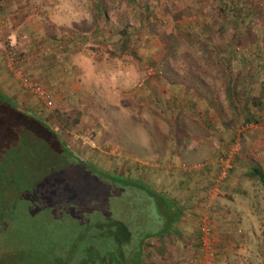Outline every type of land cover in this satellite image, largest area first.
I'll return each instance as SVG.
<instances>
[{
	"label": "rangeland",
	"instance_id": "374dc122",
	"mask_svg": "<svg viewBox=\"0 0 264 264\" xmlns=\"http://www.w3.org/2000/svg\"><path fill=\"white\" fill-rule=\"evenodd\" d=\"M103 7L106 16L96 36L84 41L97 54L103 74L97 84L85 77L93 88L91 102L78 106L60 84L74 78L72 89L78 90L82 76L64 72L60 60L56 73L64 82L58 83L55 73L36 66L60 57L78 30L80 37L88 35L97 14L94 0H0V116L34 133L22 136L26 144L20 145L21 153L15 151L23 156L15 167L25 178L23 217L9 243L21 242L23 253L45 258L56 249L74 253L88 244L131 255L137 240L119 246L116 240L125 233L114 237L109 229L112 221H120L132 233L167 234L144 246L149 264H203L201 225L207 213L215 264H264V188L259 182L260 239L247 237L241 245L239 232L226 237L218 225L219 201L238 186L251 163L264 167V109L253 102L252 110L262 119L245 125L242 95L235 115L226 96L227 70L213 48L233 42L250 55L248 67L233 61V74L240 75L242 89L258 77L252 93H264V0H105ZM238 16L245 22L236 25ZM40 21L45 33L34 30ZM50 23L57 24L61 38H70L57 51L44 37L54 28ZM124 29L131 37L121 52ZM12 67L46 88L50 101L25 87ZM124 79L130 81L126 88ZM17 107L21 113L9 109ZM25 145L29 156L23 155ZM248 157L250 163H243ZM225 164L231 168L222 179ZM169 206L182 209L180 219L170 221L172 229L163 218Z\"/></svg>",
	"mask_w": 264,
	"mask_h": 264
},
{
	"label": "crops",
	"instance_id": "0c3cea01",
	"mask_svg": "<svg viewBox=\"0 0 264 264\" xmlns=\"http://www.w3.org/2000/svg\"><path fill=\"white\" fill-rule=\"evenodd\" d=\"M36 20H41V19L38 17ZM52 20L56 22L55 19ZM50 24H52L54 28L50 30L49 33L50 36L45 34L44 37L46 38V40L48 38L52 40L50 44L54 46V51H57L56 49H59V47L60 48L63 47L60 46L63 45L61 42H64L63 40L65 39L70 40V38H66L65 36L61 38L62 33H60V31L58 30L57 24L56 23H50ZM43 27L44 25L42 22L40 24L35 25L34 30L40 33H45L46 29ZM97 31L98 30L96 26H94V28L91 31H88L89 36L87 34H83V37H80L79 36L80 31L78 30L79 32L77 33L78 36H75L76 38L74 37L73 40L68 41L69 44H65L63 53L61 55L59 54L60 57L48 58L47 62H49V64L47 65L41 64L36 66V68L39 69L40 72L46 71L45 72L46 74L48 72L53 74L55 73L57 78L56 82L61 83L60 81L64 82L63 77L59 76L56 73L58 72V69L60 67L58 66L59 65L58 63L61 60L62 63L60 64H64L67 67L65 70H63L64 72L68 71L69 75L74 74V77L80 75L84 78V80L82 79L81 83H79L78 86L75 87V89L78 87V90L72 89L71 83L74 81V78L73 79L70 78L68 82L65 80V83L60 84V86L62 87L64 86L67 89V90L65 89V92H68L69 94L66 96L68 100L74 101L76 103L74 104L73 102L74 105L84 106L86 104V101L87 100L90 101L91 99L90 94H92L91 92L92 90L90 89L93 88L91 86H89L88 88V82H86L85 77L91 78L90 82L97 84L96 81L99 79L98 77H100L103 74L100 69V63L98 64L99 61L96 59L97 54L94 51L88 50L87 43L84 42L87 38L89 39H91L90 37L94 38V36H96L95 34H97ZM82 39L84 40L82 41ZM129 83L130 81H127L126 79H124L122 82L125 88L126 86L129 85ZM52 86L55 89L59 88L58 86H55V84H52ZM93 94L95 97L94 98L95 102H97L99 98H97L98 96H96V91H94ZM107 98H111L110 95ZM123 109H125V107H123ZM249 159H250L249 157L244 159L243 163L249 164L250 163ZM257 164L262 166L260 162H257ZM252 166H255V164L253 165L251 163V165L248 167V169H246V171L242 175V179L240 177V179L238 180V186H234L232 188L230 187L231 189L229 188L230 190L228 193L229 196L227 198H223V200L221 199V201H219L218 204L219 227L222 226L226 229V231L223 232V234L226 237H228L230 234L232 236H236L235 235L236 232H239L241 245H245V242H243V240H247V237L253 239L256 236L258 240L260 239L259 226H261L262 221L258 216L259 194L257 191V184L259 181L248 175V170ZM235 230L236 232L234 233L233 231Z\"/></svg>",
	"mask_w": 264,
	"mask_h": 264
},
{
	"label": "flooded vegetation",
	"instance_id": "af4514ba",
	"mask_svg": "<svg viewBox=\"0 0 264 264\" xmlns=\"http://www.w3.org/2000/svg\"><path fill=\"white\" fill-rule=\"evenodd\" d=\"M2 103L4 102L0 94V104ZM9 109L21 113L20 107ZM30 118H34L33 115ZM24 135L25 138L31 135L33 137L34 133L24 124L5 121L0 116V264H46V261H48L47 264H149L146 259L138 263L134 255L121 253L118 249L102 252L92 244L85 245L74 253L65 249H56L50 254V257L45 258L36 255V252L31 255L23 253L21 242L9 243L11 233L13 234L19 229L23 217L21 198L23 180L25 179L23 178L24 172L19 173L18 170H15L23 156L16 154L15 151L21 153V138ZM13 151L15 155L11 156ZM37 191L40 190L37 188ZM95 225H97L98 233L101 234V225L99 223ZM4 249L11 250V253L4 254Z\"/></svg>",
	"mask_w": 264,
	"mask_h": 264
},
{
	"label": "trees",
	"instance_id": "16d2710c",
	"mask_svg": "<svg viewBox=\"0 0 264 264\" xmlns=\"http://www.w3.org/2000/svg\"><path fill=\"white\" fill-rule=\"evenodd\" d=\"M104 2L105 0H94V4L97 8V14H96L94 26H96L97 30H99V26H100V23L102 22V19L105 18L106 16V11L104 10V7H103ZM245 18H246L245 16H238L236 20V25L244 23L246 20ZM126 30L127 29H124L120 33L122 36L121 37L122 38L121 52H125L128 49V44H129L130 37H131L129 36L130 35L129 32H127ZM213 48L215 52L217 53L220 63L227 70L226 81H225L226 82V96L230 103V106L236 112L235 115L237 116L239 114V111H237L238 110L237 103L240 100L241 96L245 95L246 104L243 107V109L245 110L244 124L249 125L253 123H259L263 115L259 113L258 111H253L251 108L254 102L260 109L262 108L264 109V93L259 92V95H254L252 93V90L256 88V84L259 81L258 77H255V79H253L252 81L248 80L250 83H248L247 85L243 84L244 88L242 89L241 84H240V75L235 76L232 71L233 61L242 62L244 64V67H248L250 62L253 63L252 62L253 60L250 59V55H247L244 51L239 52L237 47L233 45V42L227 45L215 44ZM257 55L261 57L259 53ZM262 68L264 69V64L262 65ZM263 69H260V71L258 72V76L261 75ZM263 86L264 84H262L261 86L262 90L264 88ZM53 132L56 138L58 139L59 144H61L68 151V149L66 148L67 147L66 142L63 141V139H61V136L54 129H53ZM38 143H41V142H38ZM22 144L23 145L26 144V141H22ZM25 149H27V145L24 146L23 155L25 156V154H28L29 156L30 155L29 149H28V152H26L27 150ZM31 150H32L31 155H34L35 154L34 150H37V149L34 147ZM248 175L258 180L261 186L264 188V168L261 165H255V166L250 167L248 170ZM139 187L144 188L143 186H139ZM181 211L182 209L180 207L178 208L177 206L176 207L169 206L168 209L164 211L163 218H165L166 223L168 222L167 224L169 225L170 229H172V226H170L171 224L170 221L173 222L175 218L180 219L178 214L182 213ZM109 229H111L110 232L114 237H116V233L118 231H123L125 233L122 239L116 240L119 246L127 245L129 243L134 244L133 241L130 242L131 238H134L137 240L135 242L137 247L134 250V253L132 255H134L138 263H141L143 259H145L143 248L149 242L151 238L160 237L164 240L167 235V234L162 235L163 232H155V233H150L147 235H144L142 232L132 233L129 231L128 227L120 221H117L116 223L112 221ZM135 234H138L137 235L138 238H136Z\"/></svg>",
	"mask_w": 264,
	"mask_h": 264
},
{
	"label": "built area",
	"instance_id": "2783aa9c",
	"mask_svg": "<svg viewBox=\"0 0 264 264\" xmlns=\"http://www.w3.org/2000/svg\"><path fill=\"white\" fill-rule=\"evenodd\" d=\"M11 55V63L13 65V61L16 62V51L13 49ZM13 72H19L17 67H12ZM20 78L22 83L27 87L31 92H33L39 99H41L43 102L50 101L51 95L47 91L46 88H44L39 82H35L34 79L29 77L26 74H23L22 72H19ZM223 163H226L225 161ZM231 165H226L223 168V171L221 172L222 179H224L226 176H228V171L230 170ZM201 233H202V241H203V247L205 251L204 256V263L203 264H215V250L212 245V229H211V220L209 214L206 213V215L202 219V225H201Z\"/></svg>",
	"mask_w": 264,
	"mask_h": 264
}]
</instances>
